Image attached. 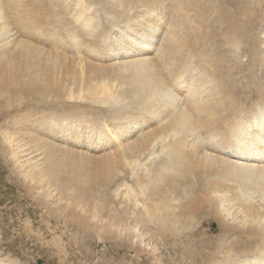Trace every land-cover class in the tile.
Returning a JSON list of instances; mask_svg holds the SVG:
<instances>
[{
  "label": "bare ground",
  "instance_id": "6f19581e",
  "mask_svg": "<svg viewBox=\"0 0 264 264\" xmlns=\"http://www.w3.org/2000/svg\"><path fill=\"white\" fill-rule=\"evenodd\" d=\"M13 2L17 6L15 23L10 21L11 27L0 23V132L6 137V142L0 141L1 159L18 157L24 152L29 155V149L37 152L46 146L40 141L42 136L29 129L38 123L46 130L51 128L64 133V137L67 134V141H87V136L94 134V130L89 123L78 126L81 125L80 115L89 117L85 108L66 111L62 104L63 112L40 121L34 120L30 110L20 111L30 102L34 109L43 105L41 94L51 95L43 93L46 80L59 83L57 77L63 71L61 62L69 68L65 62L72 61L76 64L74 71L82 70L80 65L85 62L92 70L97 63L89 57L98 58L97 53L105 49L113 51L114 46L123 49L131 43L143 45L147 42L144 44L146 48L139 50L146 52L152 46V34L155 36L162 26L160 19L164 14L165 25H168L155 58L126 61L114 67L116 73L125 69L126 77L117 78L120 87L127 84L125 88L115 93L111 91L108 95L86 98L85 92H92L96 87L76 83L68 92V99H74L73 104L80 105L81 101L90 100L91 105L89 101L81 105H89L105 115L138 109L135 113L122 114L126 121L139 116L137 113L141 109L149 116L154 113L161 119L168 113L160 124L162 135L137 142V146L125 147L119 136L127 135L112 133L114 129H109L106 121L98 124L99 129L105 130L112 141L118 143L121 153L119 159L108 161L109 179L118 181L122 174H131V181L121 182L124 186L121 195L126 200L124 205L110 210L106 207L107 202L99 204L102 206L94 204L96 208L93 209L88 202L93 198V192L83 186L75 176L77 172L70 174L80 163L60 158L51 160L50 152L40 172L22 169L26 178L32 179L36 174L40 177L37 179L39 183L26 185L25 193L36 199L38 206L49 209L45 197L49 194L48 187H52L58 194L57 199L64 200L63 204L55 207V215L68 220L79 233L81 230L90 231L110 245L112 242L114 250L106 249L111 256L105 264H114L118 255L116 248L121 246L117 241L120 237L128 249L134 250L133 259L142 256L141 262L134 259L132 264H226L221 251L222 244L226 247L228 242L222 241V235L234 230L231 224L222 222L227 218L240 223V229L235 232V247L247 248L246 255L252 257V261L243 257L244 260L238 258L235 262L264 264V222H258V216L252 212L258 209V203L246 190L248 180L264 186V165L228 160L221 155L222 152L239 157L254 158V155L243 154L240 151L242 147L237 148L239 152L232 147L223 151L215 145V141L222 140L217 138L222 134L236 140L235 145H244L249 140L257 142L255 139L261 141L260 135L252 132L251 128L247 129L249 133L243 141L238 140V136H241L244 124H251V119L264 128V36H261L264 33V0H97L96 3L103 5L108 13L103 18L109 20L105 26L100 23L98 10H91V5L84 0H76L71 11V15L74 14L72 21L64 14L57 15L58 32H67L64 31L65 37H55L57 41L53 43L56 46L51 50L41 46L48 42V33L44 31L49 24L48 16L54 15L47 6L41 7L45 1ZM22 4L24 14L20 17L18 11ZM35 7L36 11L29 18L31 9ZM153 7H158L159 13L153 12ZM7 9L11 7L7 5ZM130 9L134 13L126 11ZM143 15L151 17L142 19ZM125 19L127 27H124ZM13 31L21 38L5 46L3 40L12 37ZM108 31H115L113 38L105 36ZM84 46L92 47L94 51H83ZM189 73L197 77L194 78L196 83L188 92L189 101L182 106L169 86L175 88L174 83ZM124 89L128 90L126 94L122 93ZM30 94L32 96L29 97ZM49 107L54 109V103L51 102ZM173 107L178 108L174 110ZM10 115L8 124L4 121ZM125 127L129 129V126ZM184 128L195 132L191 141L185 139ZM89 130L91 133L87 134ZM142 156L149 160L145 166ZM9 160L7 158V162ZM63 161L67 162V170L62 166ZM225 165L233 174L240 171L239 189L234 188ZM0 168H5L4 164H0ZM9 174L17 175L14 167H10ZM45 184L48 186L43 189ZM39 189L42 192L33 195ZM261 198L264 203V198ZM93 210L94 213L91 212ZM258 210L264 212L261 206ZM103 216L104 223L98 225ZM210 217L218 222L214 236L206 229ZM96 218V223H90ZM86 221L89 223L85 224ZM1 232L2 238L9 233L6 230ZM17 236L14 239L20 240ZM143 237V240L148 239V243H154L153 251H143L140 247ZM159 249L168 252L167 260L159 256ZM7 263L16 264V261L8 260Z\"/></svg>",
  "mask_w": 264,
  "mask_h": 264
},
{
  "label": "rangeland",
  "instance_id": "374dc122",
  "mask_svg": "<svg viewBox=\"0 0 264 264\" xmlns=\"http://www.w3.org/2000/svg\"><path fill=\"white\" fill-rule=\"evenodd\" d=\"M44 1L45 3L41 7L44 9L47 6L48 9L54 13V15L50 17L48 16L49 28L48 27L44 28V31L48 33L47 36L48 42L41 44V46H43L47 50H51L53 47L56 46V44L53 43L54 41H57L55 37H65L66 36L65 32H67V30H64L65 32L64 31L58 32V28L60 27V24H57V15L59 17L60 14H64L68 19L72 21V16L74 14L71 15V11H72V7L74 6L73 3L76 2V0H44ZM84 1L86 4L91 5V10L92 9L98 10L97 13H98V17L100 18V23L103 24L104 26L107 25L109 20L103 19L107 13L103 5L97 4L96 3L97 0L94 1L84 0ZM7 5L11 7L10 10L7 9ZM16 8L17 6H15L13 0H0V23L1 24L6 23L8 27H11L12 26L11 22L15 23L17 18ZM22 8H23V4L20 6L19 8L20 10L18 11L20 17L24 14ZM151 10L153 12H158L159 8L153 7ZM35 11H36V7L34 9H31L29 18H31L32 12ZM126 11L132 12V9ZM132 13H134V11ZM163 14L164 13H162L161 16ZM164 16L166 17L165 14ZM164 16L162 19H160V21H162V26H161L162 28L161 27L158 28L157 32L155 33V36H153L152 34V38H153L151 42L152 46H150L146 52L145 51L139 52V50L141 49L144 50L146 48L144 44H146L147 42H145L143 45L131 43L129 47L123 49H119L118 46L117 47L114 46L113 51L109 49H105L104 51L97 53L99 55L98 58L89 57V59H95L97 63V67H93L92 70L85 62H82V65H80L82 66V70L77 69L75 71H74V67L76 66V64H74L72 61L66 60L65 62L66 65H70L69 68L64 67L63 62H61L63 71H60L59 76L57 77L59 83L55 84L56 82L55 80L53 81L46 80V87L43 93L51 94V95L45 96L44 94H41L43 105L41 107L34 109V107L32 106V102H30L27 107L22 108V111H20V112H27V110H30V114H32V116L34 117V120L40 121L44 117L50 119L51 114L63 112V110L61 109L62 104H64L63 108L66 111L69 110L74 111L75 109H77L76 107L85 108L86 109L85 111L88 112L89 117L86 118L83 115H80L78 120L81 122V125H78V123L77 125L79 127H83V124L89 123L90 127L94 130V134H92L90 137L87 136V141H79V140L74 141V139L73 141H67L65 139L67 138L66 132H65L66 137H64V133L52 131L51 128H48L46 130V128L39 127L40 123H38V126L35 125V128L29 126V129L30 131L37 133V135L42 136L40 138V141L45 143L46 146H43L41 150H38L37 152H33L29 149L28 151L29 155H25L24 152V153H20L18 157L10 158L9 156H7L8 159L10 160L12 159L11 161L9 160L8 162H7V158L4 157L2 159L0 158V164L2 165L4 164L5 166V168H0V232L2 231L1 233H3L4 230L9 232L8 235L7 234L5 235L6 237L4 236V238H2L0 234V241H1L0 248L2 249L0 250V253H2L0 254V258H1L0 264H8L7 263L8 260H15L16 264H105L109 260V256H111V253L108 251L114 250L111 241H110L111 243L110 245L103 238L97 237L95 234L93 235L90 231L86 232L81 230L79 233V231H77V229H75L74 226L70 225L71 223L68 220L65 221L63 217L60 218V216L58 217V215H55V213L53 212L55 207H57L58 204L59 205L63 204L64 200L57 199L58 194L56 193L55 190L52 189V187H48L49 194L48 196L45 197V201L49 206V209L47 207L42 208L38 206L37 202L35 201L36 199L34 200L31 196L25 193L24 189L26 185L30 186V185H34L35 183H39L37 181V179L40 178L39 174L38 175L36 174L35 176L33 173L34 171L40 172L39 169L42 167V165H44L45 159L47 157V153L50 152L51 156L49 158L51 160H58V158H60L66 161L72 160L75 163L76 162L80 163V165L76 168L78 170L77 171L76 169L72 170L70 171V174L72 173L74 174L75 172H77L78 175L75 174L74 175L82 181L83 186L87 190L93 192V198L88 200L89 205L93 207V209L96 208L94 204H98L97 206H102L99 204L100 203L105 204L107 202H108V206L106 207L109 208L110 210H113L114 208L116 210V208L119 207L121 208V206L124 205V202L126 200L124 196H122L123 195L122 190H124V186L121 185V182L131 181V174L129 172L125 174V176L122 174L121 179H118V181L114 180L112 182L109 179L108 167H107L109 164L108 161L111 159L114 160L119 159L121 153L118 149V143L115 144V141H112L111 139V135L105 132V130L99 129L98 124L101 125L103 122L106 121L107 122L106 124H108V128L114 129L112 133L116 135L117 134L127 135V136H119L122 142L121 144L124 143L125 147H129L131 145L137 146L136 144L137 142H142L147 138H152V137L155 138L162 135L163 129L161 130V128L163 127H160V124L164 121V119H166L168 113L162 116L163 119H161V116H157V115L154 116V113H151L152 115L149 116L145 111H143V109H141V111L137 113L139 116H137L133 120L129 119L126 121L122 119L121 117L122 114H124L125 112L135 113L137 112L138 109H130L126 111H120L118 113L113 112L110 113V115H105L104 113H101L97 109L90 107L89 106L91 105L90 100L86 99V102L89 101L88 102L89 105L85 104V106L81 105L83 103H86L85 101H81L80 105L73 104L72 102H74V99H68L70 97L68 95V92L71 91V87L73 86V84L76 83H78L79 86L85 85L89 87L92 86L96 87L92 92L89 91L85 92L84 97L86 98H95L102 95H108L111 91L115 93L118 92L121 88H125L127 86L126 83H124L122 87H120L119 84H117L118 81L117 78L119 76L126 77L127 73L125 69L121 73L117 72L119 73L117 74L114 71V67L126 61L156 57V54H158L157 52L160 49L161 41L164 38V33L166 31V28H168V25H165ZM143 17L144 18L142 19L145 18L147 19L148 17H151V15L150 16L143 15ZM123 22H124V27H127L126 19ZM163 24L165 25V27L163 26ZM148 30H150V28H148ZM108 32L106 33L107 35L105 36H107L109 39L113 38L115 31L109 33ZM129 33L132 34L130 30ZM261 36H264V33H261ZM18 38H21V36H15L13 31L12 37H7L6 39L3 40V42L5 41L4 45L6 46L10 43L12 44ZM8 39L9 41L6 42V40ZM95 48L98 49V46H95ZM82 50L94 51L92 47H86V46H84ZM66 51L72 52L71 50H66ZM103 68L104 71L102 70ZM194 78L197 77L189 73L185 75L184 79H178L176 83H174L176 84L175 88H173L172 85L170 86L168 85L170 91L171 92L173 91L180 99L181 101L180 104H182V106L185 105V102L189 101L188 92L192 87V85L196 83ZM201 82H205V80H201ZM113 86L114 89L111 88ZM127 92H128L127 89H124L122 91V93L125 94ZM30 96L32 95L30 94L29 97ZM51 102L54 103L55 106L54 109H51L49 107ZM57 103H59L58 106L56 105ZM168 108L171 111H173L171 106H168ZM177 108L178 107H175L174 110H177ZM80 112L82 111L80 110ZM170 113L172 114V112ZM11 116L12 115L8 116L4 122L7 121L8 124H10L9 121ZM30 122H32V120H30ZM247 123L248 124H244L242 126L243 132L241 136H238L239 138L238 140L243 141L244 137L249 133L247 129L251 128L252 132H257V134L260 135L261 141L255 139L257 142H253L252 140H249V143L245 142L244 145H235L236 140L228 139V136H224L222 134L219 135V137H217L219 139L222 138V140L218 142L215 141V145L216 147H219L220 150L224 149L226 151L230 149L229 147H232L233 149H236L238 152L239 149L237 148L242 147L243 149L240 151L243 154L249 156L254 155V158L244 157V156L239 157V156H234L233 154L229 155L228 153L222 152L221 155L228 160H231L233 162L243 161V163H248V164L254 163L256 165L257 164L264 165V159H263L264 143H262V141L264 140V128L259 127V125L256 124V122L252 121V119L250 120L251 124H249V122ZM126 125L129 126V129L125 127ZM89 133H91V130H89L87 134ZM194 133L195 132L190 128L183 129V135L185 139H187L188 141H191L193 137H195ZM2 135L3 133L0 132V141L6 142L5 141L6 137ZM84 139L86 138H83V140ZM248 148H250L251 150L249 151ZM146 156L150 157L149 155ZM146 156L145 157L142 156L141 158V161L143 162L141 163L143 165L144 164L146 165V162H149ZM66 161H63L62 166L64 167V169L67 170ZM10 167L15 168V172L17 175L10 176L9 174ZM30 168H31V172L33 171L32 173L33 176H35L32 179H29L28 177L26 178L24 176V171H23ZM224 169L226 172H229L230 174L229 177L234 182L235 185L234 188L239 189L238 179H239L240 171L233 174L228 169L227 165H225ZM244 177L247 178L245 175ZM47 186L48 185L45 184L43 189H45ZM246 187H247L246 190L249 193L250 197L253 200H257L258 203L256 204L257 208L260 209L261 206V208L264 209V203L261 201L262 199L261 197L264 198V186H260V184L253 183L248 180ZM41 192L42 190L40 189L36 190V192H34L33 195L37 196L38 193ZM230 192H232V190ZM127 204H130L129 201L127 202ZM258 209H254L252 210V212L258 216L259 219L258 222H264L263 221L264 212ZM76 211L79 212V209H76ZM91 212L94 213V210ZM130 220L131 218L128 219V222ZM96 221L97 218L90 220V223L94 224L96 223ZM104 221H105V216L102 217V222L99 221L97 222V224L101 225L104 223ZM222 222H227L231 224L234 229L232 232L222 235V241L228 242L226 247H224L222 244L221 255L224 257V263L231 264L228 262L229 261L228 259H230V261L233 264H238L235 262V260L238 258L244 260L243 257L245 258L247 257L248 260L252 261V257L250 255H246L247 248L245 247L240 248L238 246L235 247L236 245L235 232L240 229V227L238 226L240 223L239 222L235 223L231 221L230 218L223 219ZM87 223L89 222L86 221L85 224ZM217 227H218V222L216 220H213L212 217H210V220H208L206 226L208 234L214 236L216 233L215 229H217ZM13 234H15L14 236L18 235L17 237H19L20 240L17 239L15 240ZM24 234L27 235L28 237H25ZM10 237L11 238L13 237V239H11ZM121 239L122 237H120L119 240L117 239V241H119L121 246L116 248V253L118 255L116 260L114 261V264L117 262L118 264H132L134 262V259L135 261L138 260V262H141L142 256L138 257V259L136 258L133 259V257L135 256L134 250L128 249L127 244L122 242ZM143 239L144 237L142 238V240ZM9 240L11 242H9ZM147 241L148 239L143 240V242H141L140 244V247L143 249V251L147 250L148 252H151L153 251L154 243L151 244V241L149 243ZM155 242H158V240ZM161 250L160 249L158 250L159 256L161 257L163 256L162 260L165 261L169 256L168 252ZM226 256H228L229 258H226ZM223 257H221V259ZM110 260L113 261V259ZM149 260L151 261V263L154 262L151 255H149Z\"/></svg>",
  "mask_w": 264,
  "mask_h": 264
}]
</instances>
